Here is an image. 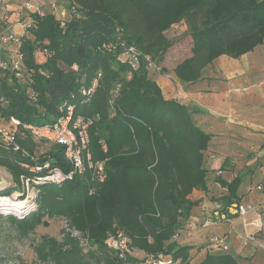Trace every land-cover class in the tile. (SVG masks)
Instances as JSON below:
<instances>
[{
	"label": "trees",
	"instance_id": "obj_1",
	"mask_svg": "<svg viewBox=\"0 0 264 264\" xmlns=\"http://www.w3.org/2000/svg\"><path fill=\"white\" fill-rule=\"evenodd\" d=\"M55 2L66 10L63 26L48 10L39 16L18 14V5L7 9L8 24H31L21 38L22 77L0 71V125L18 146L0 140V168L12 181L0 197L21 192L24 199L25 180L35 186L36 197L34 209L0 214V222L25 239L50 219L65 221L68 231L60 239L42 236L33 244L41 264H134V255L123 262L105 246L107 235L118 231L143 254L138 264L158 255L193 264V247L174 238L194 205L191 193L207 190L210 136L194 123L195 110L166 99L156 82L173 52L166 33L184 28L189 54L173 72L178 82L193 83L216 58L238 59L264 44V0H69L66 7ZM130 52L137 55L135 67ZM94 83L91 96H83ZM68 106L92 119L89 150L93 162L103 163L105 178L92 182L86 174L35 185L32 180L49 169L67 173L70 167L62 147L35 139L24 127L51 126ZM35 167L41 169L33 173ZM220 183L227 189L219 199L225 212L237 202L238 184ZM197 264L239 263L225 252L207 254Z\"/></svg>",
	"mask_w": 264,
	"mask_h": 264
},
{
	"label": "crops",
	"instance_id": "obj_2",
	"mask_svg": "<svg viewBox=\"0 0 264 264\" xmlns=\"http://www.w3.org/2000/svg\"><path fill=\"white\" fill-rule=\"evenodd\" d=\"M22 1L10 0L7 9L13 11ZM57 1L63 7L69 2ZM13 30L18 35L24 34L17 25ZM170 58L171 53L162 64L167 68L165 75L155 77L163 96L194 109V123L210 136L205 152L207 190H194L189 196L194 205L174 241L193 247L190 252L193 264L201 262L207 254L225 253L210 243L212 236L224 238L228 245L226 253L232 254L239 264H264L260 248L264 244V44L238 59L216 58L201 69L193 83L176 80L175 65L168 68ZM236 181L237 202L224 212L219 199L227 189L220 182ZM258 185L262 186L261 191L249 193L250 187ZM243 204L253 208L244 218L231 214L229 223L221 220L227 210ZM203 208L217 214L220 221L204 227ZM255 219L262 221L260 231L252 225ZM237 222L242 232L238 231ZM134 257L141 259L143 254L135 251ZM135 261L132 263L138 264Z\"/></svg>",
	"mask_w": 264,
	"mask_h": 264
},
{
	"label": "built area",
	"instance_id": "obj_3",
	"mask_svg": "<svg viewBox=\"0 0 264 264\" xmlns=\"http://www.w3.org/2000/svg\"><path fill=\"white\" fill-rule=\"evenodd\" d=\"M9 2L10 0H0V71H9L16 79H20L23 72L22 54L20 52L21 38L23 35L16 34L13 30L14 25L7 23V7ZM18 7L17 11L20 15L33 14L43 16L44 12L48 10L54 14L55 17L57 16L56 18L60 20L61 26L64 25L66 10L58 7L55 0H24L18 4ZM30 24V20L27 19L24 23H18L16 25L25 33L26 28H28ZM126 56L135 67L138 60L137 55L130 52L127 53ZM94 87L95 83L91 88L82 92L83 96H91ZM60 113V116H58L51 126H25L24 128L28 130L35 139L62 147L63 156L70 167V171L63 173L57 168L49 169L44 177L33 179V184H60L64 181L71 180L74 176H84L86 174L90 176L92 182H102L105 178L103 163L93 162L89 150V128L93 124L92 119H86L81 115H75L72 106H68L65 110L62 108ZM94 119H98V116ZM10 123L12 126L19 125V122L15 119H11ZM0 140L6 144L12 145L14 147L13 149H18V146L15 144L14 134L1 125ZM102 144L104 145L103 142ZM43 167L45 169L49 168L48 164ZM40 169L41 168L35 167L30 170L33 173H37ZM29 188H31L30 190L32 192H36L35 186H31L28 180L23 181V192L27 193ZM254 190L261 191L262 186L250 187L248 191L251 193ZM34 197H36V194ZM252 209V206L249 204L237 205L227 210V215L221 220L229 223V215L231 214L244 218ZM202 211L206 215L203 222L204 227L216 225L220 221L217 214H211L205 208H203ZM252 225L257 231H260L263 227L260 219H255ZM72 236L79 238L80 235L77 232H72ZM209 241L222 251H228V245L224 238L212 236ZM104 242L106 248L120 261L126 262L129 257L134 255V251L131 247V239L122 231L107 235ZM260 248L264 253V244H260ZM144 264H178V262L172 260L170 256L158 255L157 257L146 258Z\"/></svg>",
	"mask_w": 264,
	"mask_h": 264
},
{
	"label": "rangeland",
	"instance_id": "obj_4",
	"mask_svg": "<svg viewBox=\"0 0 264 264\" xmlns=\"http://www.w3.org/2000/svg\"><path fill=\"white\" fill-rule=\"evenodd\" d=\"M183 31L184 28L178 26L166 33V36L173 40V47L170 50L173 51V56L171 54L168 68H172L175 63L187 57L189 54L190 41L186 36L183 35ZM41 58L42 54H38L37 60L41 61ZM166 69L167 68H165V70ZM40 149L45 151L44 147L40 146ZM11 185L12 181L9 175L3 169H0V189L8 188ZM30 189L31 188H29L27 193H24V199H21V192L20 195L14 193L9 197H0V203L5 202L8 204V202H10L11 204L18 206V208L21 205L20 209L13 208L6 211L2 209V206H0V214L11 213L21 216L34 209V195L36 192H32ZM47 222V227H38L35 233L29 235V237L25 239L19 238L12 226L7 223L0 222V264H41L39 260H37L32 249L33 244L37 243L42 236L60 239L61 232L66 230L65 221L63 219L54 218L48 220ZM236 224L238 231L242 232V227H238L240 223L237 222ZM200 241L198 243H201ZM81 244L82 246L86 247V244L83 241H81Z\"/></svg>",
	"mask_w": 264,
	"mask_h": 264
},
{
	"label": "bare ground",
	"instance_id": "obj_5",
	"mask_svg": "<svg viewBox=\"0 0 264 264\" xmlns=\"http://www.w3.org/2000/svg\"><path fill=\"white\" fill-rule=\"evenodd\" d=\"M4 201V200H3ZM6 201V200H5ZM6 202H8V201H6ZM14 203V202H13ZM2 204V205H1ZM0 206H2V209L3 210H10V209H13V208H17V209H20L21 208V205L19 206V208H18V206H16V205H14V204H11L10 202H8V204H6L5 202L4 203H0ZM24 207V206H23ZM4 208H6V209H4Z\"/></svg>",
	"mask_w": 264,
	"mask_h": 264
}]
</instances>
